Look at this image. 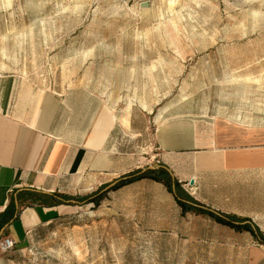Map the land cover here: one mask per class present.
<instances>
[{"label": "rangeland", "instance_id": "374dc122", "mask_svg": "<svg viewBox=\"0 0 264 264\" xmlns=\"http://www.w3.org/2000/svg\"><path fill=\"white\" fill-rule=\"evenodd\" d=\"M139 1L0 0V70L63 93L73 120L89 122L113 99L118 115L131 117L117 146L120 171L171 166L199 203L264 232V169L197 172L190 154L163 153L156 142L157 127L176 114L204 120L208 133L218 122L264 128V0ZM97 187L75 179L66 190ZM17 227L0 264H264V242L182 214L149 178L98 205L72 206L25 238Z\"/></svg>", "mask_w": 264, "mask_h": 264}, {"label": "crops", "instance_id": "0c3cea01", "mask_svg": "<svg viewBox=\"0 0 264 264\" xmlns=\"http://www.w3.org/2000/svg\"><path fill=\"white\" fill-rule=\"evenodd\" d=\"M117 106L113 99L106 100L89 122L85 115L73 120L63 93L33 83L22 70H0V213L15 189L71 195L66 188L72 180H78V188L99 187L129 172L120 171L117 146L131 127V117L119 116ZM202 121L186 114L163 121L156 129L160 150L190 154L197 172L264 169L262 128L218 122L208 133ZM75 205L27 206L1 234L15 239L11 227L18 224L25 238L29 230Z\"/></svg>", "mask_w": 264, "mask_h": 264}, {"label": "trees", "instance_id": "16d2710c", "mask_svg": "<svg viewBox=\"0 0 264 264\" xmlns=\"http://www.w3.org/2000/svg\"><path fill=\"white\" fill-rule=\"evenodd\" d=\"M143 178H149L164 184L166 189L173 194L182 214L193 212L196 214L207 215L220 224L229 226L238 231H247L260 242H264V232L261 231L259 227L251 221V219L238 218L231 214L215 212L209 207L199 203L196 199L184 191L178 179L174 177L171 172L162 164H159L154 168L145 167V170H142V168H137L126 172L113 180L115 181L114 184H112L107 189L104 188L107 187L111 182L103 183L96 190L84 195H69L58 192L48 193L42 192L40 190L31 191L25 189H15L13 191L14 195L12 194L10 196L7 206L0 213V230L5 225H10L14 221L18 220L20 212L27 206H55L58 204L82 205L88 203L98 205L108 191L118 189L124 185ZM71 200H75V203L70 202Z\"/></svg>", "mask_w": 264, "mask_h": 264}, {"label": "water", "instance_id": "95a60500", "mask_svg": "<svg viewBox=\"0 0 264 264\" xmlns=\"http://www.w3.org/2000/svg\"><path fill=\"white\" fill-rule=\"evenodd\" d=\"M150 5H151V2H150V0H143V1H139L138 2V6H139V8H148V7H150ZM155 166L154 165H151V164H149L148 166H147V168H154ZM168 170H169V168H167ZM142 170H145V168H142ZM170 171V170H169ZM172 174V173H171ZM114 182L115 181H112L107 187H105L104 189H107L108 187H110L112 184H114ZM188 183H189V185H192L193 183H194V179L193 178H190L189 180H188ZM40 191H42V192H48V191H45V190H40ZM70 202H72V203H75V200H71ZM6 227V225L4 226V227H2L1 228V230H0V236H1V233H2V231H3V229Z\"/></svg>", "mask_w": 264, "mask_h": 264}, {"label": "built area", "instance_id": "2783aa9c", "mask_svg": "<svg viewBox=\"0 0 264 264\" xmlns=\"http://www.w3.org/2000/svg\"><path fill=\"white\" fill-rule=\"evenodd\" d=\"M16 245V240L12 237L1 234L0 236V250L1 251H8L10 249H13Z\"/></svg>", "mask_w": 264, "mask_h": 264}, {"label": "bare ground", "instance_id": "6f19581e", "mask_svg": "<svg viewBox=\"0 0 264 264\" xmlns=\"http://www.w3.org/2000/svg\"><path fill=\"white\" fill-rule=\"evenodd\" d=\"M103 109H105L104 111H106V108L104 107ZM111 115V114H110ZM111 118H113V116L111 115ZM103 130H104V126H103ZM247 131H250V129H247ZM262 131H264V128H262ZM214 133V132H212ZM200 144H203V143H207V142H202V141H199ZM214 146L217 144L215 139L213 140V142H211ZM262 157L264 158V154H262Z\"/></svg>", "mask_w": 264, "mask_h": 264}]
</instances>
